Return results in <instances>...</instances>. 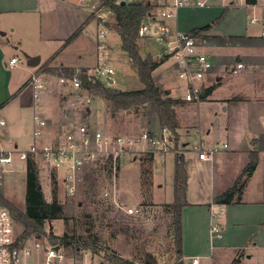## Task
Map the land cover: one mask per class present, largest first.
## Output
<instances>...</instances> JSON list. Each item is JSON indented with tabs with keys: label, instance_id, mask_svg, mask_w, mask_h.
<instances>
[{
	"label": "crops",
	"instance_id": "0c3cea01",
	"mask_svg": "<svg viewBox=\"0 0 264 264\" xmlns=\"http://www.w3.org/2000/svg\"><path fill=\"white\" fill-rule=\"evenodd\" d=\"M94 19L89 4L79 0H0V30L5 31L0 34V114L6 119L5 124H0V149L15 152L16 170L27 171V163L21 162L11 147H17L20 140L33 133L34 115L40 113L49 123L59 115L53 102L56 83L51 78L55 75L46 69L79 70L97 65L101 51L98 22ZM165 24L180 31L211 25L198 37L202 39L200 49L214 63L207 76V84L214 88L199 102L210 100L220 105L230 115L227 130L233 134L229 135L232 144L225 142L227 147L219 148L206 160L199 158L198 151L209 149L211 141L207 148L194 145V150H188L189 141L182 143L185 162L190 164L193 154L200 173L194 177L192 165L187 167L188 204L182 209L183 259L186 264H192L196 256L198 264H231L239 257L240 264H264V83L256 82L257 76L264 75V0H212L205 7L183 6L174 10ZM9 32L11 38L6 37ZM110 44L107 41L108 49ZM41 46L49 51L44 61ZM21 51L39 55L40 63L22 65ZM12 57L20 61L12 65ZM167 63L171 70L157 80L163 85L169 79L171 84L164 87L173 94L179 89L173 61L166 60L157 69ZM36 74L48 82V89L39 98L35 97L31 80ZM100 101L106 113L105 101L98 98ZM157 124L155 127H159ZM54 131L49 125L46 136ZM252 156L257 165L241 199L221 204L222 208L214 206L217 215L212 216L215 196L234 184ZM192 183L201 187L194 188ZM214 224L221 235L212 233Z\"/></svg>",
	"mask_w": 264,
	"mask_h": 264
},
{
	"label": "rangeland",
	"instance_id": "374dc122",
	"mask_svg": "<svg viewBox=\"0 0 264 264\" xmlns=\"http://www.w3.org/2000/svg\"><path fill=\"white\" fill-rule=\"evenodd\" d=\"M114 15L115 12L110 15L111 22ZM6 37L11 38V32ZM148 37L139 41L141 53L151 54L156 58L161 57L159 55L161 44L151 28L148 30ZM106 38L111 43L107 66L114 69L111 77L115 80V83H106L121 89L143 87L137 70L131 65L128 53L121 48L119 34L115 30L107 29ZM200 40L202 42L201 38ZM40 50L44 61L49 51L46 50V46H41ZM19 54L20 63L27 66L24 53L21 51ZM171 68V64L167 63L157 69L153 73L155 79L157 80L160 74L169 73ZM52 77L51 79L57 84L53 85L55 98L53 102L55 110L59 113L56 121L50 123L53 129H58L61 123L78 120V122L91 123L93 127L111 134L134 135L145 129L156 133L163 130L158 114L150 104L143 111L141 109L121 112L111 117L104 112V103L97 102L100 97H94L88 92L72 91L59 83L58 75ZM167 80L169 79L164 80L163 86L171 84ZM256 82L263 85L264 75L257 76ZM176 86L173 87L174 90ZM171 95L182 98L183 91L177 89L176 93ZM176 110L180 124L178 142L171 134L173 148L155 153L153 162L148 160L149 157H145V153H134L116 172L108 167L89 169L72 199H68L65 185L60 179L53 178L49 185L43 186L39 177L48 204L36 209L26 204V171L16 170L14 165H7L1 177L0 197L2 196L1 198L8 205L44 217L43 229L46 234L39 235L42 239L57 240L50 237V232L58 237L64 233L84 237L88 242L87 245L81 241L80 246H77L79 248L74 244L67 248L68 254L81 264H124L125 260L133 264H173L177 257L175 224L168 204L174 200L175 195V150L183 151L184 140L189 141L188 150H194V145H204L207 148L210 146L209 141L212 145L208 147L209 149H224L225 142L232 144L229 135L233 136L227 130L230 115L225 113L220 105L210 100L202 103L186 100L185 104L178 105ZM157 122L159 127H155ZM32 142L31 131L26 139L19 141L17 147L14 145L11 148L16 150L18 156V150L29 149ZM11 144L9 140L8 145ZM5 145L4 147L9 149ZM141 157H144V160ZM190 157H192L190 172L197 177L200 174L199 165L194 160L193 154H190ZM185 159L184 157L186 168L190 167ZM192 185L194 188L201 187L193 183ZM129 206L138 207L139 212L126 213V207ZM18 226L24 231V226L19 221ZM88 238H98V240L92 242ZM62 247L66 246L62 245Z\"/></svg>",
	"mask_w": 264,
	"mask_h": 264
},
{
	"label": "built area",
	"instance_id": "2783aa9c",
	"mask_svg": "<svg viewBox=\"0 0 264 264\" xmlns=\"http://www.w3.org/2000/svg\"><path fill=\"white\" fill-rule=\"evenodd\" d=\"M89 4V7L98 22V40L100 58L97 65L88 69V75L111 84L114 79L112 67L107 66L109 49L107 45V23L111 21L113 10L102 7L99 0H79ZM159 8L156 18L141 27V34L147 36L151 28L157 34L161 44L160 56L173 61L175 76L179 81V89L183 91V99L199 102L207 84V76L213 68L211 57L200 49L201 40L192 36L188 31L172 30L165 24L174 10L183 6L205 7L212 0H158ZM248 3L247 0H243ZM253 18L252 21H256ZM264 35V30L262 31ZM18 57H12L10 63L19 62ZM32 85L35 97L39 98L47 89L48 82L40 75L32 76ZM59 83L72 91L86 92L82 89L81 77L74 74L72 77L58 76ZM6 121L0 114V124ZM50 125L46 117L40 113L34 115L33 142L29 149L18 150V159L25 165L29 158L38 164L39 176L43 183L60 179L68 199L75 197L79 186L84 181L89 169L108 167L116 172L122 163L134 153H158L173 148V138L167 128L160 133L145 129L134 135L111 134L91 123L78 120L61 123L58 129L46 136V129ZM264 126V120H263ZM228 144L224 143V147ZM219 148L198 151L199 158L209 159L210 155ZM176 152H181L179 149ZM17 153V152H16ZM14 151L0 150V177L7 165H16ZM214 206L222 208L221 204L211 206L212 216L217 215ZM138 207H126V213L136 214ZM212 233L221 235L217 224L212 226ZM58 247V248H57ZM199 257H193L192 264H198ZM0 264H81L80 261L68 254L62 245L42 239L39 235L25 237L19 229L18 220L13 216L9 207L0 201Z\"/></svg>",
	"mask_w": 264,
	"mask_h": 264
},
{
	"label": "trees",
	"instance_id": "16d2710c",
	"mask_svg": "<svg viewBox=\"0 0 264 264\" xmlns=\"http://www.w3.org/2000/svg\"><path fill=\"white\" fill-rule=\"evenodd\" d=\"M248 3H254L255 0H247ZM102 7L109 8L115 12L113 21L107 23L110 30H115L121 38V48L128 53L131 65L137 70L139 78L143 83V87L139 89H121L108 85L107 83L88 75V69L74 68H48L46 69L54 75H66L72 77L78 74L81 77L82 89L89 94L98 96L105 101L106 113L115 117L121 112L142 111L147 108L148 104L156 110L159 122L162 128H167L178 142L179 121L177 117L176 107L185 104L186 100L180 97H173L171 90L165 88L158 80L155 79L154 71L167 60V57H153L151 54L143 55L139 41L146 36L142 35L141 27L147 21H153L157 16L159 8L158 0H99ZM210 24L193 28L188 31L192 36H200L202 32L208 30ZM74 33L71 38L75 35ZM214 86L211 85L205 88L201 95V100H205L213 91ZM154 153H145L148 160L154 161ZM144 157H141L143 159ZM144 160V159H143ZM257 165V160L252 156L244 168L241 175L227 190L214 198L215 203H230L239 201L242 196L245 184L248 178L252 175ZM27 180H26V204L27 206L36 209L48 204L45 198L43 188L40 182L39 170L37 162L29 158L27 161ZM188 189V171L184 164V154L176 152V173L174 182V200L168 205L171 209L176 238V262L173 264H186L183 259V238H182V209L188 204L187 201ZM2 197V196H1ZM0 197V201L11 210L13 216L24 226V236L46 234L44 231L45 218L36 214H30L27 211H22L16 207L8 205ZM32 209V210H33ZM50 237L57 240H50L52 243H58L70 248L72 244L80 246L83 242L87 245L85 238L82 236L68 235L64 233L61 237L53 235L50 232ZM88 240L96 241L98 238H88ZM82 241V242H81ZM124 264H133L125 260ZM231 264H240L239 257L234 258Z\"/></svg>",
	"mask_w": 264,
	"mask_h": 264
},
{
	"label": "water",
	"instance_id": "95a60500",
	"mask_svg": "<svg viewBox=\"0 0 264 264\" xmlns=\"http://www.w3.org/2000/svg\"><path fill=\"white\" fill-rule=\"evenodd\" d=\"M0 33L4 35L5 31L0 30ZM24 55L27 59V64L30 66H37L40 63V56L39 55H30L26 52H24ZM111 83H112V81H111Z\"/></svg>",
	"mask_w": 264,
	"mask_h": 264
}]
</instances>
